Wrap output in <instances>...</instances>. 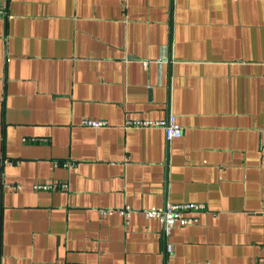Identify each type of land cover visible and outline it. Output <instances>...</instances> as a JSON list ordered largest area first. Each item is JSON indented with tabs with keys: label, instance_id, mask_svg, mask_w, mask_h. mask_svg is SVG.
Returning a JSON list of instances; mask_svg holds the SVG:
<instances>
[{
	"label": "crops",
	"instance_id": "1",
	"mask_svg": "<svg viewBox=\"0 0 264 264\" xmlns=\"http://www.w3.org/2000/svg\"><path fill=\"white\" fill-rule=\"evenodd\" d=\"M0 7V264H264V0ZM182 202L166 256L141 211Z\"/></svg>",
	"mask_w": 264,
	"mask_h": 264
},
{
	"label": "built area",
	"instance_id": "2",
	"mask_svg": "<svg viewBox=\"0 0 264 264\" xmlns=\"http://www.w3.org/2000/svg\"><path fill=\"white\" fill-rule=\"evenodd\" d=\"M5 15V11L0 7V16ZM7 15V14H6ZM81 125L90 128L107 127L108 121L85 118ZM125 128H162L168 141L181 136L182 127L179 124L176 115H169L164 119H135L128 117L124 123ZM264 159V157H263ZM11 186V185H10ZM67 183L38 184L37 189H67ZM208 210L204 202H182L166 203L163 206H153L141 212L147 218H153L160 221L163 225L164 237L166 239L165 254H173V243L169 240L172 230L176 226L194 225L199 222V214ZM123 216L129 221L132 209L126 207L120 210ZM113 212L111 209H102L101 214L107 215Z\"/></svg>",
	"mask_w": 264,
	"mask_h": 264
}]
</instances>
